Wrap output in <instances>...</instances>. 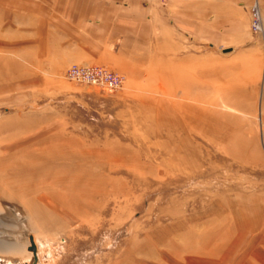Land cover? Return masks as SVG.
I'll return each mask as SVG.
<instances>
[{
    "label": "rangeland",
    "instance_id": "rangeland-1",
    "mask_svg": "<svg viewBox=\"0 0 264 264\" xmlns=\"http://www.w3.org/2000/svg\"><path fill=\"white\" fill-rule=\"evenodd\" d=\"M119 2L141 31L96 32L92 55L3 17L0 264H264V0Z\"/></svg>",
    "mask_w": 264,
    "mask_h": 264
},
{
    "label": "crops",
    "instance_id": "crops-1",
    "mask_svg": "<svg viewBox=\"0 0 264 264\" xmlns=\"http://www.w3.org/2000/svg\"><path fill=\"white\" fill-rule=\"evenodd\" d=\"M121 8V9H120ZM15 9H20L29 14L24 20H19L32 30L35 23H61L68 26L79 40H83V47L88 50H81L84 54L92 55L97 53L91 44L84 40H91L96 32L120 31L124 38L127 30L129 37L135 36L141 31V18L133 16L130 5L121 6L119 0H43L42 2L21 3L16 0H0V26L3 17L12 15ZM45 10L44 16L39 18L33 16V11ZM126 10V11H124ZM18 20L12 16V22ZM143 23V22H142ZM36 29V27H35ZM122 32V33H121ZM107 33L104 38L107 37ZM126 34V33H125ZM134 34V35H133ZM108 38V37H107ZM1 44V43H0ZM81 46V45H80ZM79 47V44L76 45ZM102 53V52H101Z\"/></svg>",
    "mask_w": 264,
    "mask_h": 264
},
{
    "label": "built area",
    "instance_id": "built-area-1",
    "mask_svg": "<svg viewBox=\"0 0 264 264\" xmlns=\"http://www.w3.org/2000/svg\"><path fill=\"white\" fill-rule=\"evenodd\" d=\"M251 27L253 34L261 32L262 18L258 5L253 4L249 8ZM65 78L82 84L97 88H104L109 91L120 89L124 84V76L99 66H78L73 65L65 72Z\"/></svg>",
    "mask_w": 264,
    "mask_h": 264
},
{
    "label": "water",
    "instance_id": "water-1",
    "mask_svg": "<svg viewBox=\"0 0 264 264\" xmlns=\"http://www.w3.org/2000/svg\"><path fill=\"white\" fill-rule=\"evenodd\" d=\"M30 250H31V251H34V247L32 246V247L30 248Z\"/></svg>",
    "mask_w": 264,
    "mask_h": 264
},
{
    "label": "bare ground",
    "instance_id": "bare-ground-1",
    "mask_svg": "<svg viewBox=\"0 0 264 264\" xmlns=\"http://www.w3.org/2000/svg\"><path fill=\"white\" fill-rule=\"evenodd\" d=\"M263 34V33H262ZM34 168V167H33ZM20 178V177H19Z\"/></svg>",
    "mask_w": 264,
    "mask_h": 264
}]
</instances>
